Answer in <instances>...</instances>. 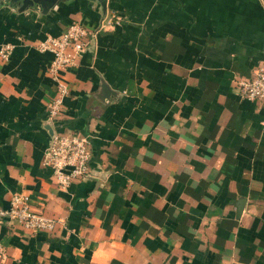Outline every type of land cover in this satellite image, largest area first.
Instances as JSON below:
<instances>
[{
	"label": "crops",
	"instance_id": "1",
	"mask_svg": "<svg viewBox=\"0 0 264 264\" xmlns=\"http://www.w3.org/2000/svg\"><path fill=\"white\" fill-rule=\"evenodd\" d=\"M4 1L0 208L24 192L59 223L0 226V264H264V110L236 88L264 60V0ZM105 19L51 123L53 55L36 44ZM52 131L90 142L89 176L66 189L43 163Z\"/></svg>",
	"mask_w": 264,
	"mask_h": 264
},
{
	"label": "built area",
	"instance_id": "2",
	"mask_svg": "<svg viewBox=\"0 0 264 264\" xmlns=\"http://www.w3.org/2000/svg\"><path fill=\"white\" fill-rule=\"evenodd\" d=\"M107 20V21H106ZM109 22V23H107ZM112 19H105L98 29H92L80 22H73L59 36H47L36 44L40 52L53 55L48 73L56 82V95L48 103V119L59 120L65 99L69 96V87L64 74L77 66L80 56L96 40L101 29L111 24ZM108 26V25H107ZM106 26V27H107ZM14 49L12 44H4L0 48V57L7 61ZM238 95L242 99L259 104L264 110V60L247 78H239L236 82ZM264 126V118H263ZM91 149L89 138L79 134H58L50 139L44 152L43 163L49 167L58 187L66 189L74 182L89 176ZM9 208H0V226L18 227L29 234L39 232L52 233L59 221L36 213L31 206V198L24 192H15L9 201ZM6 258V249L0 244V259Z\"/></svg>",
	"mask_w": 264,
	"mask_h": 264
},
{
	"label": "water",
	"instance_id": "3",
	"mask_svg": "<svg viewBox=\"0 0 264 264\" xmlns=\"http://www.w3.org/2000/svg\"><path fill=\"white\" fill-rule=\"evenodd\" d=\"M72 1L74 0H5L4 3L9 7L17 9L19 13H23L28 10L34 9L38 11L40 14L48 15L57 6L63 3H71ZM89 1L100 5L103 14H106L108 0H89ZM52 133H53L52 136L56 134L54 131H52Z\"/></svg>",
	"mask_w": 264,
	"mask_h": 264
}]
</instances>
